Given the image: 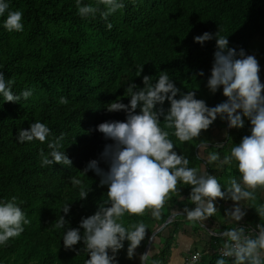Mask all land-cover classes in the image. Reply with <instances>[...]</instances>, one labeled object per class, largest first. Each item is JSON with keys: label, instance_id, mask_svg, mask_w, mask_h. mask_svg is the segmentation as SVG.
I'll use <instances>...</instances> for the list:
<instances>
[{"label": "trees", "instance_id": "trees-1", "mask_svg": "<svg viewBox=\"0 0 264 264\" xmlns=\"http://www.w3.org/2000/svg\"><path fill=\"white\" fill-rule=\"evenodd\" d=\"M84 2L95 4L96 0ZM124 3L123 9L105 21L99 13L82 18L75 0H10L11 9L24 13L22 32H9L3 27L7 12L5 17H0V71L6 78L14 79V92L34 89L33 96L27 100L5 101L0 105V198L16 196L31 219L18 237L0 247V260L5 264H84L88 254L83 242L65 248L64 230L57 231L52 224L59 215H64L69 227H78L82 217L93 214L97 204L108 198L107 185L99 184L101 177L92 170L85 174L83 169L88 161L97 159L99 167L107 170L108 165L100 154L112 141L96 126L104 121L126 119L123 110L109 112L106 105L117 97L128 103L126 87L130 80L143 87L144 75H152L155 80L165 70L181 91L198 87L196 98L215 106L226 100L220 88L212 93L207 87L216 40L213 37L201 44L194 37L206 31H218L220 35H228L229 47L237 50H248L257 35L264 40V0H124ZM108 22L111 28L107 27ZM61 96L67 97L69 103L60 104ZM163 107H169L167 100ZM242 119V127L227 125L225 137L215 142L213 132L226 126L225 119L217 117L207 130L201 131L198 140L184 142L175 150L178 154L185 151L190 166L201 164L226 184L230 176L238 174L236 170L229 171L228 165L218 168V162L206 164L197 147L199 140H206L204 154L218 151L222 158L232 143H239L250 134L249 119L244 116ZM35 120L50 127L53 136L49 139L64 134L62 143L71 165L57 163L41 167L39 154L41 150L45 154L50 152L48 141H18V130L28 128ZM166 130L180 144L173 130ZM217 144L223 147L217 148ZM69 177L80 179L81 185H73ZM81 188L91 189L84 199H80ZM179 188L180 193L170 197L169 208L161 212L159 219L148 211L143 216L125 215L126 223L143 220L148 226L143 249L151 233L172 216L170 208H178L179 213L155 235L160 237L164 229L167 231L162 246L153 253L162 264L168 262L177 236L185 231V204L193 206L187 199L190 186ZM263 192L257 190L258 203H264ZM66 202H70L68 214L60 211ZM225 202L226 199L218 198L217 204ZM248 210L247 225H238L253 231L264 218L259 217L254 207ZM221 224L223 230L232 226L223 221ZM221 239L210 236L203 246L194 243L185 259L200 251L202 255L195 264H215L219 253L211 250L220 248ZM124 243L125 247L117 253L118 264H140L127 257V241ZM228 259L232 264L233 259Z\"/></svg>", "mask_w": 264, "mask_h": 264}, {"label": "clouds", "instance_id": "clouds-1", "mask_svg": "<svg viewBox=\"0 0 264 264\" xmlns=\"http://www.w3.org/2000/svg\"><path fill=\"white\" fill-rule=\"evenodd\" d=\"M75 3L82 18L95 17L99 13L105 21L125 7L124 0H96L95 4L75 0ZM23 16L22 10L10 8V0H0V17H5L3 27L7 31L22 32ZM107 27H112L111 22ZM213 37L216 50L207 87L212 93L222 87L226 100L208 106L203 99L196 98L198 87L181 91L169 73L162 70L155 80L152 75H144L143 87L130 80L126 87V97L130 98L127 104L121 102L120 97L107 103L109 112L123 110L126 119L104 121L96 126L106 139L112 141L100 154L108 168L102 169L97 159H91L83 172L86 174L92 170L101 177L99 184L107 185L108 198L97 204L93 214L82 217L78 227H69L64 215H59L52 224L57 231L64 230L62 240L65 248L71 249L78 242H83L84 251L88 254L84 264H118L117 253L125 247V241L126 255L133 258L148 226L143 220L126 223L125 215L143 216L148 211L159 219L166 202L173 194L180 193L179 186L184 185L190 186L187 199L193 206L185 204L183 214L189 221L200 223L204 229L205 220L218 213L216 198L236 202L225 214L231 227L223 231L216 227L205 229L207 236L222 238L215 264H229V257H234L232 264H264V222L258 223L253 231L237 226L246 214L244 206L254 207L259 217L264 218V203L257 202V190H264V83L260 80V64L254 55H246L244 49L229 47L228 35H220L218 31H206L195 36L194 41L203 44ZM14 82L13 78H6L0 71V97L3 98L0 105L5 101L20 103L33 96V88L14 92ZM165 100L169 102L167 109L163 107ZM58 102L66 105L69 100L61 96ZM242 116L250 121V134L243 136L239 143H232L222 158L220 152L213 151L208 153L205 161L206 164L218 162V168L228 165L229 171L236 170L238 174L230 176L226 184L203 169L201 164L190 166L185 151L178 154L175 150L184 142L198 140L201 131L207 130L217 117L227 119L229 128H239L244 124ZM166 129L173 130L172 134L180 144L170 138ZM63 135L49 139L53 136L50 127L46 122L35 120L28 128L18 130L17 139L20 142L48 141L50 152L45 154L41 150L39 154L41 167L57 163L71 165L64 151ZM199 141V147L208 146L206 140ZM216 147L223 146L217 144ZM69 181L73 185L82 183L75 177H69ZM89 191L91 189L81 188L80 199L86 198ZM60 211L68 214L70 202L64 203ZM30 222L16 196L6 200L0 198V247L6 246L11 238L18 237ZM191 246L189 243L188 247ZM196 256L199 257L200 253ZM139 261L140 264H162L160 259L153 257L152 249L139 254ZM0 264L5 262L0 260Z\"/></svg>", "mask_w": 264, "mask_h": 264}, {"label": "rangeland", "instance_id": "rangeland-1", "mask_svg": "<svg viewBox=\"0 0 264 264\" xmlns=\"http://www.w3.org/2000/svg\"><path fill=\"white\" fill-rule=\"evenodd\" d=\"M245 54L246 55H249V54L250 55H254L257 58V60H258V62L260 64V72H259L260 80H261V83H264V62H263L264 61V40H263V38L260 37L259 35L255 36L253 38V40H252L250 48L248 50H245ZM220 89L222 91V87ZM262 94H264V89H262ZM225 122H226V126L222 125L217 130H215L213 132V137H214L213 141L218 142V141L222 140L225 137L226 132H227V128H228L227 127V125H228L227 119H225ZM197 148H198V152L200 153V155L202 157L207 158V155L204 154L203 148L199 147V146ZM262 197H263V200H264V192L262 194ZM217 202H218V198L215 199V206L218 209L220 208V210H218V211H221V212H218L214 216V218H218L219 220L222 219V221H223V218H226V221H229V219L227 217H225L226 210H230L232 208L233 204L236 203V202L232 201L231 199H226V202H228V203H225V205H220V204L218 205ZM221 207H223V208H221ZM168 208H169V202L167 201L166 204L164 205V208H163L162 212L167 211ZM243 210H245L246 214L240 221L237 222V225L239 223L247 225L246 220H247V216L249 214L248 207L244 206ZM170 213L174 214L172 217L169 218L171 220L172 218H174L179 213L178 212V208L176 206H174L173 208H170ZM212 218L208 217L205 220V222H204L205 229H207V228L211 229L212 227H216L219 230L221 229V231H223V226L221 224L222 222H220V224H218L217 221L213 220ZM184 228H185L184 233L188 232L189 234H193L194 238H196L197 240H204L205 239L204 242H206V234H204L205 229L201 226L200 223H193V222L189 221L186 218L185 221H184ZM194 228H196L197 230H194ZM166 236H167V231H166V229H164L162 231V234H161L160 237H158V236L153 237V240H152V243H151L152 247L150 246L152 251H153V253L162 246ZM146 241H147V237L145 236V238L141 241L140 245L137 247L136 254L133 256V259L136 260L137 263H140L139 254L144 253L143 251H144L145 247L142 249L141 245H143ZM194 245H196V244H194ZM192 247H193V245H192ZM191 248H190V251H191ZM182 253L185 254L187 252L185 251V252H182Z\"/></svg>", "mask_w": 264, "mask_h": 264}, {"label": "crops", "instance_id": "crops-1", "mask_svg": "<svg viewBox=\"0 0 264 264\" xmlns=\"http://www.w3.org/2000/svg\"><path fill=\"white\" fill-rule=\"evenodd\" d=\"M225 203H228V202H225ZM225 203H224V205H225ZM218 210H220V208ZM218 212H221V211H218ZM172 215H174V214H172ZM212 219L216 220L218 224H220V222H222V219L219 220L218 218H214V217ZM223 222L228 223L229 221H226V218H223ZM207 229H209V228H207ZM204 234H206V232H204ZM209 239H210V237L207 236V234H206V241H208ZM204 240H197L196 238H194L193 234H189L188 232H185L184 234H179L176 238V246L172 249V252H171V255L169 257L168 262L170 264H183V261L186 258L188 252H190V248L188 247V244L191 243V245H193L194 243L197 242L201 246V245H203ZM151 247H150V249H151ZM157 251H158V249L155 252H157ZM185 251L187 252V254L182 253Z\"/></svg>", "mask_w": 264, "mask_h": 264}, {"label": "water", "instance_id": "water-1", "mask_svg": "<svg viewBox=\"0 0 264 264\" xmlns=\"http://www.w3.org/2000/svg\"><path fill=\"white\" fill-rule=\"evenodd\" d=\"M173 216V215H172ZM171 216V217H172ZM170 221V219L168 218L160 227H158L157 229H155L152 233H151V235L149 236V239H148V242H147V244L145 245V248H144V251L143 252H146V251H148L149 249H150V246H151V242H152V240H153V237H155V235L159 232V231H161L164 227H165V225L168 223Z\"/></svg>", "mask_w": 264, "mask_h": 264}, {"label": "built area", "instance_id": "built-area-1", "mask_svg": "<svg viewBox=\"0 0 264 264\" xmlns=\"http://www.w3.org/2000/svg\"><path fill=\"white\" fill-rule=\"evenodd\" d=\"M211 252L219 253V248L217 249L215 248L214 250H211ZM196 253H198V251L192 253L189 257H187V259H185L184 261V264H195L199 260L200 256L202 255L201 252L199 251L200 256L197 257ZM229 258H232L234 260V257H229ZM167 264H170V263H167Z\"/></svg>", "mask_w": 264, "mask_h": 264}]
</instances>
